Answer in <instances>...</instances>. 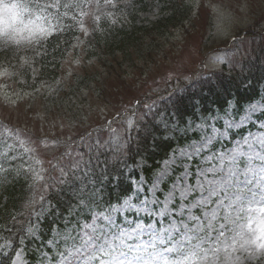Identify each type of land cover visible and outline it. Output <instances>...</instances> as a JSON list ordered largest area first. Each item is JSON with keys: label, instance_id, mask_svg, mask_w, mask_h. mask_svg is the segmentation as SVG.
<instances>
[{"label": "rangeland", "instance_id": "374dc122", "mask_svg": "<svg viewBox=\"0 0 264 264\" xmlns=\"http://www.w3.org/2000/svg\"><path fill=\"white\" fill-rule=\"evenodd\" d=\"M4 2L13 8L14 14L6 20L3 16L2 4H0V31L14 35L21 27L22 14L13 6V0H4ZM22 2L31 10V15L26 14L24 17L25 23L33 20L36 27L43 26L50 32L53 26L56 28L54 32L73 24L85 27L90 18L95 17L96 20L107 21L103 31L108 28L131 26L133 23L148 24L161 17L162 11L167 6L194 7L193 17L185 20L186 30L191 35L186 36L181 29L177 28L165 42L164 49L167 48V50L163 56L154 59L157 65L150 67L145 76L131 80L133 84L138 82L137 87L140 85L145 91L149 88L151 92L147 94L151 96L159 94L164 88L165 80L169 78H176L179 82H182L181 79L192 81L196 75L204 71V68L214 70L223 65H228L233 70L241 69L246 60L250 59L251 50L264 46V40L255 39L247 33V30H252L256 24L264 26V0H22ZM202 3L205 7L207 6L206 11L198 15L195 8ZM45 4H55L58 7L44 10ZM202 24L204 28L194 29L195 26ZM238 33L242 35L234 37ZM42 38L45 37L32 42L25 41L19 45L11 44L9 41V45L6 46L3 37H0V184L8 183L11 179L20 176L30 183L29 186L40 190L47 179L57 178L55 175L52 177L45 175L41 162L42 156H52L57 164V154L68 145L74 146L77 143L75 152L72 154L68 152L63 156L64 159L60 160L59 172L61 173V169L67 171L66 165L70 158H75L82 150L86 151L97 140L102 144L109 142L108 150L119 151L126 138V125L130 128L134 120L129 115H121L112 122L111 127L114 128L109 135L106 130L99 135H91L94 129L98 131L108 123L104 116L88 114L87 117L82 116L78 119L75 115L72 116V110L62 112V116H59L54 109L46 111L43 104L52 103L48 101L47 94L44 96L35 94L23 79L26 66L34 70L39 65L40 51L37 43ZM233 39L236 43L231 45L229 41ZM172 72L173 75H170ZM166 73H168L167 76H165ZM56 86L57 83L55 88ZM126 94L131 93L127 91ZM89 99L92 100L91 97ZM28 103L33 104L34 107L29 108ZM156 106L161 108L159 103ZM86 108L89 112L99 113L109 108V103L101 98L92 106L86 105ZM253 108L256 109L255 112L252 111ZM263 111L264 93L246 104L241 112H235L234 103L230 102L225 112H216L198 121L190 119L182 126L170 116L165 107L164 110L157 112L156 121L162 124V129L166 131L167 136L191 135L196 132L199 137H194L176 147L155 171L150 182L143 174L132 179L133 202H141L146 197L149 205L145 209L142 204H138L139 212L128 210L122 216L116 214L115 230L131 229L140 223L151 224L160 218L155 215L149 216L147 212L155 213L163 206H167L170 211H175L177 214L185 207H192L201 198L200 192L194 190L201 183V171L212 166L215 162L213 156L231 153L244 140L264 133V117H257ZM250 123H254L256 127L245 130L242 135L230 136L232 131H238ZM30 132L40 136V139H35L36 145L29 141ZM209 135H212L211 143H206ZM108 136H110L109 139ZM196 148H200V151H196ZM36 176L42 179L37 180ZM60 179L61 177L56 181L54 188L57 185L64 186V183L59 182ZM167 181H169L167 188L164 189L163 185ZM45 188L47 191L51 189L50 186ZM33 193L34 190H32ZM35 200L37 204L38 200ZM121 203L122 200L103 209H94L88 220L82 217H79L77 221L70 218L63 220L61 229L54 228L52 237L46 242L53 252L48 251V247L42 248L40 240L42 233L38 234L36 224H32L28 227V239L37 244L19 246L11 264H31L29 260H33V264H64L61 254H67L71 248L72 237L77 236L78 232L86 231L83 226L92 222V215L107 213L111 207H120ZM45 206L50 204L47 203ZM212 207H215V203ZM245 207L247 208L248 205ZM251 207L255 209L252 213H241L238 208L228 207L217 213L214 224L225 225V235L219 237L214 249L207 252V260L198 261V264H264V249L257 245H246L243 240L232 241V237L241 232V225H243L244 239L249 238V231H255L259 235V230L264 227V214L259 211L261 207H264V203L253 204ZM34 208H36L35 205ZM45 210L51 212L52 208L46 207ZM77 210L75 206V212ZM192 213L202 216V212L195 208H192ZM132 214L136 217L131 216ZM144 217L148 220H144ZM120 219L122 220L119 221ZM167 223V218L161 220V224ZM249 223L252 225L251 229L248 228ZM157 226L159 227L160 224ZM223 240L229 241L230 246L227 247V251L224 250L226 245L222 243ZM8 245H11L9 240L0 239V249L5 251L9 248ZM205 247L207 248L208 245ZM30 254H34V258L30 257Z\"/></svg>", "mask_w": 264, "mask_h": 264}, {"label": "trees", "instance_id": "16d2710c", "mask_svg": "<svg viewBox=\"0 0 264 264\" xmlns=\"http://www.w3.org/2000/svg\"><path fill=\"white\" fill-rule=\"evenodd\" d=\"M190 17H193V7L171 5L162 17L150 22L149 25L136 26L133 24L129 27L123 26L121 29L116 27L103 31L105 25L93 21L87 33H80L74 28H64L63 31L45 40L47 53L46 56L40 57L41 67L39 70H32V67L26 66L23 73L24 83L31 88L30 90H34L35 94L42 96L47 94L48 101L52 103L50 105L43 104L44 109L46 111L54 109L59 116H62V112L72 110V116L81 118L88 113L85 109L86 105L92 106L104 98L109 103V108L102 116L109 118L110 123L114 122L116 118L112 119V117L127 112V108L126 102L121 103L119 97L114 96L115 88L111 87L107 80L114 75L120 77L122 69L125 71L123 75L125 73L136 74L144 68L148 69L146 61L153 60L156 54L163 52V41L165 39L167 41L177 28L185 32V20ZM251 61L247 70L234 71L226 75L218 74L213 83L207 79L195 82L194 85L186 83L185 86L170 87L169 83L172 82L169 81L165 93L168 92L170 95L178 90L183 91L176 96L175 100H170L171 97H163L162 101L164 103L170 100L167 102L169 108L172 106L170 111H173L177 120L182 123L186 122L185 119L188 116H195L197 108L202 115L217 110L224 111L230 98H234L237 106L241 108L244 103L256 99L261 94L260 88H264V53L253 54ZM67 62L73 68L68 77L62 75ZM48 86L53 89L49 90ZM90 97L92 101L91 104H88L86 102ZM139 101L140 96L137 103ZM132 103L134 104V101H131ZM142 103L143 100H141ZM28 105L31 109L34 107L31 103ZM105 106L107 107L106 104ZM136 106H129V111L135 112ZM145 112V110L142 111L140 119L137 116L133 135L126 138L123 146L121 145V150L107 149L101 155L100 165L97 169L98 172L101 170L104 172L103 183L98 190L102 196L99 201L100 205L119 201L122 196L131 192V183L126 176V172L131 171V164L135 165L141 160L143 165L140 170L150 179L160 161L167 157L171 149L183 143L182 138L180 140L165 138L155 121L151 118L149 119L150 123L147 121ZM138 127L141 128L137 130ZM105 130L103 127L98 131H92L91 135H99ZM112 130L113 128L107 131V134L109 135ZM28 137L34 145H36L35 139H40V136L33 132H30ZM76 145L78 146L77 143L74 146L70 144L67 148L62 149L57 154V164L53 161L52 156L41 157L45 175L57 177L47 179L42 190L28 189L29 182L23 177L13 178L8 183L0 184V236L10 239L14 245L21 238H25V228L32 222L41 196L46 198L47 195H51L48 199L52 200L58 208L59 218L67 212L65 209L69 205L71 206L74 201H77L78 194L72 187H64L62 184V186L57 185L60 187L54 188L56 181L61 177L60 160L64 159L63 156L68 152L74 153ZM131 174L135 176L136 171L133 170ZM45 186H50V191H47ZM32 190H34L33 194ZM35 199L38 200L37 204H35ZM42 218L44 222L41 220L40 224L52 225L49 219L52 218L51 216L43 215ZM13 253V247L7 255L0 251V264H10ZM31 257H34V254H31Z\"/></svg>", "mask_w": 264, "mask_h": 264}, {"label": "snow or ice", "instance_id": "6c2138e0", "mask_svg": "<svg viewBox=\"0 0 264 264\" xmlns=\"http://www.w3.org/2000/svg\"><path fill=\"white\" fill-rule=\"evenodd\" d=\"M2 2L4 0H0ZM13 6L22 14L21 27L14 35L0 31L6 46L9 41L16 45L32 42L56 30L54 26L52 32L43 26L36 27L33 20L25 23L24 17L26 14L31 15V10L22 0H13ZM57 7L55 4H45L43 9ZM211 139L212 135H209L205 142L211 143ZM108 143L101 144L97 140L86 151L82 150L75 158L69 159L67 171L61 169L59 182L77 192L76 206L83 211H91L92 204L99 206L96 189L103 183L104 172H98L97 169L101 155L108 149ZM195 150L200 151V148ZM213 160L212 166L200 173L201 183L194 190L200 192L201 198L192 207H185L177 214L163 206L155 213L147 212L149 216L159 217V220L116 231V214L122 216L128 210L139 212L138 204H142L145 209L149 205L146 197L141 202H133L134 198L129 193V198L122 199L120 207H111L107 213L92 215V222L83 226L86 231L72 237L71 248L67 254H61L64 264H198V261L207 260V252L213 250L218 238L225 235V225L214 224L217 213L225 207L238 208L241 213H252L255 209L251 205L264 203V133L244 140L231 153L213 156ZM36 179L42 177L36 176ZM102 191L101 188V194ZM192 208L202 212V216L194 215ZM259 211L264 214V207ZM166 218L168 223L161 224V220ZM251 227L249 223L248 228ZM248 235L249 238L244 239L241 225V232L233 236L232 241L243 240L246 245H257L264 249V227L259 230V235L255 231H249ZM222 243L226 245L224 250L227 251L229 241L223 240Z\"/></svg>", "mask_w": 264, "mask_h": 264}, {"label": "clouds", "instance_id": "9594fccd", "mask_svg": "<svg viewBox=\"0 0 264 264\" xmlns=\"http://www.w3.org/2000/svg\"><path fill=\"white\" fill-rule=\"evenodd\" d=\"M0 4H2L3 16L5 17L6 20L10 19L14 14L13 8L9 7V5L6 2H2Z\"/></svg>", "mask_w": 264, "mask_h": 264}]
</instances>
